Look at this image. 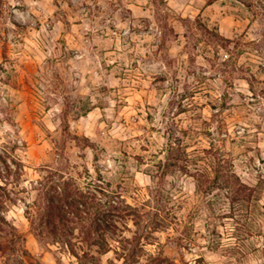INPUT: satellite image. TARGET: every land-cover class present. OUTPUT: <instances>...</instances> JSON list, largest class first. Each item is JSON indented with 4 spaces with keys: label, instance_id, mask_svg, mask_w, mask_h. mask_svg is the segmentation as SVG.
<instances>
[{
    "label": "rangeland",
    "instance_id": "obj_1",
    "mask_svg": "<svg viewBox=\"0 0 264 264\" xmlns=\"http://www.w3.org/2000/svg\"><path fill=\"white\" fill-rule=\"evenodd\" d=\"M0 264H264V0H0Z\"/></svg>",
    "mask_w": 264,
    "mask_h": 264
},
{
    "label": "trees",
    "instance_id": "obj_2",
    "mask_svg": "<svg viewBox=\"0 0 264 264\" xmlns=\"http://www.w3.org/2000/svg\"><path fill=\"white\" fill-rule=\"evenodd\" d=\"M61 185H57L59 188ZM51 189L57 190V188L50 187ZM87 206V202L83 199L80 194L71 195L67 187H65L64 194L59 193L49 199L48 205L46 206V222L49 225L57 227V222L61 224L75 223L76 219H79L82 212L85 213L84 207ZM73 252L74 248L72 247Z\"/></svg>",
    "mask_w": 264,
    "mask_h": 264
}]
</instances>
